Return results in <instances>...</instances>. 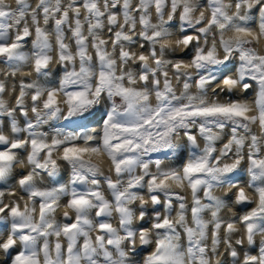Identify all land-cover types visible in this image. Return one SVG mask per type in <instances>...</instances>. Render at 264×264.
Returning a JSON list of instances; mask_svg holds the SVG:
<instances>
[{
  "label": "snow or ice",
  "instance_id": "obj_1",
  "mask_svg": "<svg viewBox=\"0 0 264 264\" xmlns=\"http://www.w3.org/2000/svg\"><path fill=\"white\" fill-rule=\"evenodd\" d=\"M0 264H264V0H0Z\"/></svg>",
  "mask_w": 264,
  "mask_h": 264
},
{
  "label": "bare ground",
  "instance_id": "obj_2",
  "mask_svg": "<svg viewBox=\"0 0 264 264\" xmlns=\"http://www.w3.org/2000/svg\"><path fill=\"white\" fill-rule=\"evenodd\" d=\"M7 2L10 3V4H13L14 0H7ZM253 96H254V93H249L247 99L251 100L253 98ZM5 98L8 99L9 97L6 95ZM217 194H220V193L218 192ZM249 194L251 195V193H249ZM232 211L238 212L237 209H233ZM58 215H59V213H58Z\"/></svg>",
  "mask_w": 264,
  "mask_h": 264
},
{
  "label": "rangeland",
  "instance_id": "obj_3",
  "mask_svg": "<svg viewBox=\"0 0 264 264\" xmlns=\"http://www.w3.org/2000/svg\"><path fill=\"white\" fill-rule=\"evenodd\" d=\"M237 211H239V209H237Z\"/></svg>",
  "mask_w": 264,
  "mask_h": 264
}]
</instances>
